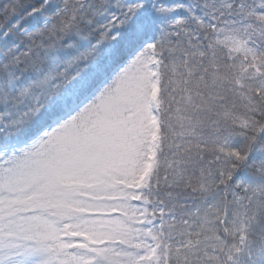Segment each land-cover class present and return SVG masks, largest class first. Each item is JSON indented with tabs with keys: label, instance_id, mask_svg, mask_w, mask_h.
Listing matches in <instances>:
<instances>
[{
	"label": "trees",
	"instance_id": "obj_1",
	"mask_svg": "<svg viewBox=\"0 0 264 264\" xmlns=\"http://www.w3.org/2000/svg\"><path fill=\"white\" fill-rule=\"evenodd\" d=\"M43 2L0 0V149L46 128L50 99L105 51L107 76L147 43L158 64L159 154L143 193L154 259L226 264L244 239L236 264H264V1Z\"/></svg>",
	"mask_w": 264,
	"mask_h": 264
},
{
	"label": "rangeland",
	"instance_id": "obj_2",
	"mask_svg": "<svg viewBox=\"0 0 264 264\" xmlns=\"http://www.w3.org/2000/svg\"><path fill=\"white\" fill-rule=\"evenodd\" d=\"M218 42L254 64L245 43ZM101 60L50 99L46 128L0 149V264H161L151 259L154 226L142 198L159 154L158 64L148 45L108 76L111 51Z\"/></svg>",
	"mask_w": 264,
	"mask_h": 264
}]
</instances>
